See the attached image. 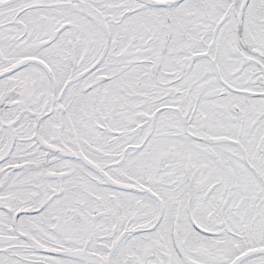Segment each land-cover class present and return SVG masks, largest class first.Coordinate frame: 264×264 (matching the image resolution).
Returning <instances> with one entry per match:
<instances>
[{
  "label": "snow or ice",
  "instance_id": "snow-or-ice-1",
  "mask_svg": "<svg viewBox=\"0 0 264 264\" xmlns=\"http://www.w3.org/2000/svg\"><path fill=\"white\" fill-rule=\"evenodd\" d=\"M0 264H264V0H0Z\"/></svg>",
  "mask_w": 264,
  "mask_h": 264
}]
</instances>
